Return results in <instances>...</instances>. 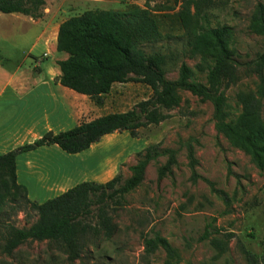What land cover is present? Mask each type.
<instances>
[{
  "label": "rangeland",
  "instance_id": "rangeland-1",
  "mask_svg": "<svg viewBox=\"0 0 264 264\" xmlns=\"http://www.w3.org/2000/svg\"><path fill=\"white\" fill-rule=\"evenodd\" d=\"M42 1L35 18L0 14V106L2 102L7 105L0 107V155L33 144L47 132L57 134L106 114L126 112L151 97L145 84L127 82L112 85L99 105L59 84L57 62L66 55L56 50V28L85 11L147 9L160 38L143 43V51L163 58L161 69L167 80L177 81L184 65L189 70L188 82L209 87L207 74L214 56L191 55L175 0ZM194 1L210 27L226 26L233 33L229 48L237 65L233 79L224 78L219 89L222 121L235 122L241 114L237 95L252 93L260 100L264 124V94L260 95L264 70L261 82L246 66L264 51V34L249 29L255 6L264 5V0ZM19 91L24 93L22 98L16 96ZM175 93L177 104L160 109L164 120L140 128L134 138L121 131L75 155L55 146L18 155L17 181L27 188L31 201L42 203L82 182L106 184L116 177L123 182L148 147L174 152L168 166V155L149 162L140 185L121 205L111 203L105 209L113 227L110 238L98 225L97 208L92 209L84 219L90 229L72 262L57 242H27L11 255L4 254L9 228L27 229L36 220L27 207L15 211L7 206L0 213V263L249 264L246 253L260 262L264 253V167L258 168L216 129L210 101L184 89ZM154 236L165 239L178 258L169 259L160 248L146 254L144 239ZM213 239L223 242V250L211 244Z\"/></svg>",
  "mask_w": 264,
  "mask_h": 264
},
{
  "label": "trees",
  "instance_id": "trees-1",
  "mask_svg": "<svg viewBox=\"0 0 264 264\" xmlns=\"http://www.w3.org/2000/svg\"><path fill=\"white\" fill-rule=\"evenodd\" d=\"M175 2L179 4L177 17L188 37L191 55L211 53L214 56V64L207 74L209 87L188 82L189 70L184 65L180 67L177 81L167 80L161 69L163 58L143 51V43L160 38L157 23L147 9L133 6L124 11H85L58 26L56 50L66 55V59L57 62L62 87L94 99L99 105L102 96L108 94L114 84H145L152 95L126 112L106 114L57 134L47 132L33 144L0 155V213L7 206L15 211L27 207L36 216L27 229L9 228L4 254L11 255L27 242H57L66 250L68 261L72 262L78 257L81 242L90 229L84 219L91 215L92 209L97 208L98 225L104 236L110 238L113 227L105 209L111 203L121 205L124 197L140 185L149 162L168 155V166L174 158L172 150L160 151L158 147L151 146L144 150L137 163L130 168L131 176L123 182L119 177L106 184L82 182L54 198L37 203L28 198L27 188L17 181L18 155L43 146H55L66 154L75 155L88 150L103 137L121 131L129 132L134 138L140 128L164 120L160 109L177 104V89L210 101L217 120L216 129L245 152L258 168L264 167V124L260 118L259 98L252 93L238 94L240 116L235 122L222 121L223 94L219 89L224 78L233 79L237 65L234 51L229 48L233 40L232 30L226 26L210 27L206 15L200 13L194 0ZM43 4L42 0H0V14L35 18ZM249 29L254 34H264V5L255 6ZM246 66L262 82L264 51ZM263 88L264 83L260 95L264 94ZM192 158L189 148L191 163ZM262 241L264 247V237ZM211 244L218 250L224 248L223 242L218 239H213ZM144 247L146 254L160 248L169 259L178 258L169 243L158 236L145 238ZM246 259L249 264H264V253L260 262L250 253H246Z\"/></svg>",
  "mask_w": 264,
  "mask_h": 264
},
{
  "label": "crops",
  "instance_id": "crops-1",
  "mask_svg": "<svg viewBox=\"0 0 264 264\" xmlns=\"http://www.w3.org/2000/svg\"><path fill=\"white\" fill-rule=\"evenodd\" d=\"M60 24H61V23H60ZM60 24H59V25H60ZM59 25H58V26H59ZM58 26H57V28H56V35H57ZM55 38H56V36H55ZM58 81H59V80H58ZM16 96L22 98V97L24 96V93H23L22 91H19V92L16 93ZM21 101H22V100L19 101V104L21 103ZM26 105H27V104H26ZM6 106H7V105H6L4 102H2V104H1L0 107H2L3 109H5ZM44 123H48V121H47V120H44ZM47 129H48V128H47ZM16 166H17V162H16ZM16 172H17V167H16Z\"/></svg>",
  "mask_w": 264,
  "mask_h": 264
},
{
  "label": "bare ground",
  "instance_id": "bare-ground-1",
  "mask_svg": "<svg viewBox=\"0 0 264 264\" xmlns=\"http://www.w3.org/2000/svg\"><path fill=\"white\" fill-rule=\"evenodd\" d=\"M35 162H36V161H35ZM36 170H37V169H36ZM39 171H40V170H38L37 172H39ZM41 171H42V170H41ZM36 176H37V175H36ZM45 176H46V175H45ZM63 176H64V175H63ZM65 178H66V177H65ZM63 179H64V178H63ZM22 180H23V179H22ZM42 180H43V179H42ZM59 181H60V179H59ZM47 182H49V181H47ZM56 183H58V181H57V182L55 181L54 184L56 185ZM46 184H47V183H46ZM50 184H51V183H50ZM50 184H49V185H50ZM54 184H53V185H54ZM49 185H48V186H49ZM53 185H52V186H53ZM48 186H47V187H48ZM43 187H44V186H43ZM45 187H46V186H45ZM51 188H52V187H51ZM51 188H50V189H51Z\"/></svg>",
  "mask_w": 264,
  "mask_h": 264
}]
</instances>
